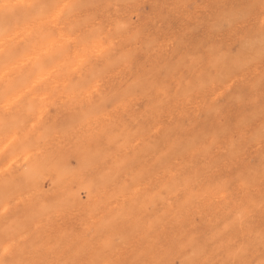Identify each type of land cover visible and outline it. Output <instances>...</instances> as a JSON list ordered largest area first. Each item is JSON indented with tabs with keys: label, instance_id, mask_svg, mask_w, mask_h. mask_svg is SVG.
Wrapping results in <instances>:
<instances>
[{
	"label": "rangeland",
	"instance_id": "rangeland-1",
	"mask_svg": "<svg viewBox=\"0 0 264 264\" xmlns=\"http://www.w3.org/2000/svg\"><path fill=\"white\" fill-rule=\"evenodd\" d=\"M58 1L60 2L57 3V0H47V2L45 0H26L33 7L9 9L4 6H7V4L13 5L18 0H0V68L3 69H0V98L4 99H0V131L3 132L2 130H4L6 133L9 130L8 134L0 132V135L3 134L0 136V196L2 197H0V210L3 208L0 211V244L2 248L4 247L3 249L0 247V254L2 255H0V264H136V261L137 264H190L191 262L192 264H230L231 261V264H264V139H262L264 138V127H262L264 125V0H99V2L95 1L96 5L94 0ZM51 2L53 3L51 4ZM97 4L100 6L97 7ZM256 5L257 7H255ZM62 8H65L64 11ZM60 10L63 13H60ZM17 11H20L23 17L20 16V12L17 14ZM44 12L45 15L50 16H45ZM8 16H11L10 19H8ZM25 16H27V20L26 18L23 19ZM1 17L5 22L3 20L2 23ZM55 17L59 19L57 20ZM31 18L33 19L31 20ZM225 20H229L227 24ZM89 21L91 22L88 24ZM219 23L223 25L221 26ZM7 28L11 30L8 31ZM225 29L229 30L225 31ZM256 31L260 34H257ZM6 33L7 35H4ZM121 34L123 35L121 36ZM62 39H66L63 40L66 42H63ZM84 42L85 44H83ZM76 45L81 51L78 50V47L76 48ZM212 46H215V49ZM211 49L214 50L215 53L212 52L215 56L210 51ZM90 51L93 53L92 55ZM21 52L26 55L21 54ZM209 53L211 54L208 55ZM229 54L232 56V60L231 57L229 58ZM245 54L250 58H247ZM226 56L228 57L226 58ZM14 57H17L15 61ZM240 57L244 60L248 59L249 63L248 60L242 62L243 59ZM83 58L84 61L82 62ZM237 58L241 63L236 60ZM222 59H225L224 62ZM216 61H219V64ZM225 61L229 63L226 64ZM234 61L238 62L241 67ZM61 63L66 65L67 69H69V66L72 67L70 72ZM46 64H50L51 69ZM181 64L183 67H181ZM245 65L246 67L242 68ZM184 66L188 68V71ZM249 66L251 67L249 68ZM219 68L221 70L218 73ZM62 69H65V71ZM176 69L180 71H176ZM159 70H162V72ZM231 70L232 72H230ZM205 71L208 73L205 74ZM224 71L231 73V75L229 73L225 74ZM54 72L55 74H53ZM223 72L225 77H220ZM172 73L175 75L172 76ZM161 75L163 76L162 79ZM206 75H208L210 81L212 80L211 82L206 78ZM31 77H33V80ZM77 77L79 78L77 79ZM203 77H205L204 80H202ZM145 79L147 84L150 83V87L146 84ZM180 79H182V82ZM87 80H91L92 84H90L91 81ZM190 80L193 84L188 83ZM201 80L206 85L199 84ZM196 81L197 83H195ZM218 81L220 82L218 83ZM84 82L88 85L83 84V87L80 83ZM64 83L68 85H64ZM63 85L65 87H62ZM196 85L202 86L205 90L200 87L197 89L198 86L196 87ZM130 86L134 87L136 91ZM162 86L167 90L170 87L169 92L167 93V90L163 89ZM204 86L209 88L206 89ZM138 87H143L144 90L140 88L142 93H147L142 94ZM15 88L20 90H15L14 93L12 90ZM185 89H192L190 92L193 91V94L189 95V90L185 91ZM199 91L201 92L199 93ZM5 93L7 94L5 95ZM173 96L176 97V100ZM122 98L125 100H122ZM219 108H223V110ZM97 110L98 112H96ZM89 111L92 113L95 111L96 113L94 112L93 115ZM206 111H209V113L207 114ZM259 111H263V113ZM74 113L77 115L74 116ZM98 113L100 116H97ZM258 113L261 118L257 116ZM80 114L84 117H80ZM39 118L42 119L38 120ZM69 119L70 121H68ZM242 119L245 126H248L247 128L243 126ZM79 120L82 124H79ZM245 120H250L247 123L249 125L246 124ZM251 120H253V123H251ZM239 121L240 123L237 124ZM234 124L238 125V127L236 125L237 129ZM149 127L150 130H148ZM239 127L241 128L238 130ZM231 128L232 130H230ZM64 129L66 132H63ZM177 129L178 131H176ZM260 129L261 131H258ZM48 131L50 132L48 133ZM144 131L146 134L142 135ZM131 133H135L134 136ZM253 133H256L257 138ZM202 137L204 142L201 140ZM42 138L45 140H41ZM128 138L132 140L130 141ZM168 138L169 142H167ZM195 138H198V140L196 139V143L199 144L198 148L195 147L197 146L194 141ZM182 141L185 143L183 146L181 145L183 144ZM192 143L193 145H191ZM35 144L40 145L36 146ZM246 144H249V146H246ZM34 145L36 147L31 149ZM179 145L182 147H178ZM173 146L175 150H173ZM185 146L188 149L187 151L184 149ZM18 147L21 151L18 150ZM26 147L30 150H26ZM240 148L241 150L236 151ZM24 149L29 154L28 152L23 153L25 152ZM151 150H154L155 153ZM31 151L35 152L32 153ZM144 152L145 154H143ZM168 152H172L170 153L171 156ZM165 154L167 156L164 158ZM232 154H236L237 158L235 156L234 158ZM10 155H12L11 158ZM13 156L15 157L13 158ZM242 156L246 158L243 159ZM87 157L88 159H86ZM166 158H169L168 160L171 163V165L167 164L169 167L166 166V163L169 162ZM134 159L136 162L132 161ZM159 159H163L161 160L163 166L159 164L161 162ZM70 160L72 162L69 164ZM89 160L96 163L90 164ZM261 161L260 166L257 162L260 164ZM81 162L85 165L89 164L90 167L80 165ZM163 162H165V165ZM39 163L41 164L39 165ZM66 164L67 166H65ZM129 165H132V167ZM165 166L166 168L161 171L162 167ZM44 167L48 169L45 170ZM87 167L90 170H88L89 168L86 169ZM117 168H122L117 171V174L120 173L119 175L115 171V169L118 170ZM35 169L40 171L37 170L36 173ZM65 169L70 174L66 173L64 175L66 171L63 170ZM74 169L80 170L81 173L79 171L77 173ZM85 169L86 172H84ZM124 169H127V171L125 172ZM246 170L247 173H249L248 171L251 172L250 177L244 173ZM57 171H62L64 176L57 175L59 174ZM29 172L35 174L36 177L38 175L40 177L31 176L32 174ZM255 173L260 174V176L263 175L259 177V180L262 178L258 181L259 183H257L258 178ZM56 176L59 177V181ZM241 176L247 180L242 179ZM32 177H35L33 178L35 180ZM64 177L66 178L64 179ZM113 177L117 182H111L114 180ZM192 177H195V180L198 178L197 181L193 182L194 178ZM108 179L111 180L108 181ZM174 180H177L179 184L177 181L176 184ZM248 180H252V182L249 181L251 184L256 182L254 187L247 183ZM27 183H30V186ZM172 183H175V185ZM7 184L12 189L8 190ZM12 184L16 188L14 193L18 192V198L13 194ZM181 184H185V187H182ZM1 185L4 188L7 186V189L3 190ZM26 185L29 186L30 192ZM127 185L128 187H126ZM171 185L176 190L172 191L173 187ZM126 188L130 190L129 194ZM134 188L135 190H133ZM209 190H212V192ZM4 191H12V193L9 192L8 195ZM94 192H97V194L95 195ZM69 196L75 199L79 196L82 198L75 200ZM155 196L156 198L159 196V203ZM197 196H199V199L202 198L199 200L196 198ZM87 197H89V200ZM153 198L156 199L155 202H153L155 200ZM62 199L68 202L69 207H73L72 210L67 208L66 204H64L65 207L61 204ZM193 199L195 200L194 203L192 202ZM50 202H53L51 206ZM54 202L56 206H53L55 205ZM77 202L81 204L80 206L78 204L79 208L76 206ZM87 203L91 204L92 208ZM184 204L189 205V207ZM225 205L227 206L225 207ZM44 207L45 210L43 211L41 208ZM58 207L59 209L62 208L59 210ZM49 208L50 211L55 210L56 212L49 213L46 210ZM182 208H185L186 212L180 210ZM43 212H46V215L49 213L50 218L48 215L45 218L41 216L45 215ZM90 213L92 216H90ZM104 214L105 217H101ZM240 214H242L241 217ZM24 215H28L29 218L24 220ZM30 215H33V218ZM118 215L121 216V219ZM238 215L239 217H237ZM40 218H43L41 219L43 221ZM15 221L17 223H14ZM20 221L22 222L20 223ZM37 221L41 223L36 225ZM114 222L115 224H113ZM140 223L143 225L140 226ZM12 224H20L21 227ZM152 224H155L156 227L150 228ZM23 227L24 229H22ZM25 227L31 230L25 229ZM129 228L135 230L133 231L134 235L131 236L133 229L130 230ZM108 229L110 230L108 231ZM18 230L21 237L20 234L12 233L18 232ZM126 230L128 232H125ZM11 233L15 238H13L14 240L11 238L12 242L8 239L11 236H7L12 235ZM129 233L130 238H128ZM81 234L82 236H80ZM119 238L123 239L122 242ZM60 241L63 243L60 244ZM191 243L193 246L197 244L198 246L196 245L195 248L201 252L192 246H188ZM105 247L107 249L102 250ZM110 247H115L116 252ZM20 249L24 250L20 252ZM111 249L114 251L113 253H111ZM54 250L56 251L54 252ZM101 250L104 252H101ZM3 251L5 252L3 253ZM100 252L103 253V260ZM196 253L205 254L199 255V257L201 256L199 259ZM94 255H96V258ZM110 255L111 257H109ZM240 255L242 256L240 257ZM75 256H78V258ZM138 257L140 261L136 260ZM90 259L91 262H89ZM192 259L193 261H191ZM211 260L212 262H209ZM189 261L191 262L188 263Z\"/></svg>",
	"mask_w": 264,
	"mask_h": 264
},
{
	"label": "bare ground",
	"instance_id": "bare-ground-1",
	"mask_svg": "<svg viewBox=\"0 0 264 264\" xmlns=\"http://www.w3.org/2000/svg\"><path fill=\"white\" fill-rule=\"evenodd\" d=\"M45 1L47 2V0H45ZM89 1H90V0H89ZM95 1H96V2H99V0H94V4L96 3ZM54 2H55V1H54ZM59 2H60V1L57 0V3H59ZM103 2H104V1H103ZM103 2H102V4H103ZM141 2H142V1H141ZM52 3H53V2H51V4H52ZM73 3H74V2H73ZM78 3H79V2H78ZM15 4H16V3H15ZM41 4H42V3H41ZM48 4H49V3H48ZM51 4H49V5H51ZM102 4H101V6H102ZM104 4H106V3L104 2ZM5 5H6V4H5ZM7 5H8V4H7ZM54 5H55V4H54ZM56 5H57V4H56ZM59 5H60V4H59ZM59 5H58V6H59ZM64 5H65V4H64ZM76 5H77V4H76ZM95 5H96V4H95ZM95 5H94V6H95ZM98 5H99V4H97V7H98ZM259 5H260V4H259ZM42 6H43V5H42ZM51 6H53V5H51ZM58 6H57V7H58ZM72 6H73V5H72ZM81 6H82V5H81ZM94 6H93V7H94ZM99 6H100V5H99ZM263 6H264V5H263ZM67 7H68V6H67ZM139 7H141V6H139ZM255 7H257V5H256ZM49 8H50V7H49ZM79 8H80V7H79ZM79 8H78V9H79ZM85 8H86V7H85ZM87 8H88V6H87ZM87 8H86V9H87ZM90 8H91V7H90ZM4 9H5V8H4ZM40 9H41V8H40ZM62 9H63V11H64L65 8H62ZM99 9H100V7H99ZM121 9H122V8H121ZM36 10H37V9H36ZM55 10H56V9H55ZM80 10H81V9H80ZM80 10H79V11H80ZM26 11H27V10H26ZM32 11H33V10H32ZM60 11H61V10H60ZM19 12H20V11H17V14H18ZM37 12H38V11H37ZM41 12H42V11H41ZM84 12H85V11H84ZM27 13H28V12H27ZM29 13H30V12H29ZM39 13H40V12H39ZM53 13H55V12H53ZM60 13H63V12L61 11ZM129 13H130V12H129ZM4 14H5V13H4ZM10 14H11V12H10ZM14 14H15V13H14ZM51 14H52V13H51ZM21 15H22V14H21V12H20V16H21ZM30 15H31V14H30ZM33 15H34V13H33ZM33 15H32V16H33ZM36 15H37V14H36ZM44 15H45V12H44ZM52 15H53V14H52ZM131 15H132V14H131ZM3 16H4V15H3ZM18 16H19V15H18ZM37 16H39V15H37ZM45 16H50V15H45ZM59 16H61V15L59 14ZM63 16H64V15H63ZM63 16H62V17H63ZM138 16H139V15H138ZM5 17H6V16H5ZM8 17H9V16H8ZM10 17H11V16H10ZM10 17H9L8 19H10ZM21 17H23V16H21ZM28 17H29V15H28ZM62 17H61V18H62ZM66 17H67V16H66ZM81 17H83V16H81ZM84 17H85V16H84ZM6 18H7V17H6ZM25 18H26V20H27V16H25L23 19H25ZM45 18H46V17H45ZM45 18H44V20H45ZM55 18H57V17H55ZM55 18H54V19H55ZM92 18H93V17H92ZM130 18H131V17H130ZM213 18H214V17H213ZM229 18H230V17H229ZM1 19H2V17H1ZM20 19H22V18H20ZM29 19H30V18H29ZM29 19H28V20H29ZM32 19H33V18H31V20H32ZM35 19H36V18H35ZM38 19H41V18H38ZM54 19H53V20H54ZM58 19H59V18H57V20H58ZM224 19H225V17H224ZM224 19H221V20H224ZM3 20H4V19H2V23H3ZM55 20H56V19H55ZM104 20H105V19H104ZM9 21L11 22V20H9ZM20 21H21V20H20ZM20 21H19V22H20ZM24 21H25V20H24ZM93 21H94V20H93ZM93 21H92V22H93ZM225 21H226V24H227V23H228L227 21H229V20H225ZM233 21H234V20H233ZM0 22H1V20H0ZM4 22H5V20H4ZM12 22H14V21H12ZM16 22H18V21H16ZM26 22H27V21H26ZM28 22H29V21H28ZM90 22H91V21H89L88 24H89ZM116 22H117V21H116ZM7 23L9 24L8 20H7ZM24 23H25V22H24ZM126 23H127V22H126ZM129 23H130V21H129ZM230 23H231V22H230ZM22 24H23V23H22ZM109 24H110V23H109ZM122 24H123V23H122ZM219 24H220V23H219ZM224 24H225V22H224ZM3 25H4V24H3ZM17 25H19V24H17ZM81 25H82V24H81ZM86 25H87V24H86ZM220 25H221V24H220ZM222 25H223V24H222ZM222 25H221V26H222ZM229 25H230V24H229ZM83 26H84V25H83ZM124 26H125V25H124ZM128 26H129V25H128ZM221 26H220V27H221ZM91 27H92V26H91ZM125 27H126V26H125ZM233 27H234V25H233ZM3 28H4V27H3ZM69 28H71V27L69 26ZM99 28H100V27H99ZM221 28H222V27H221ZM226 28H227V27H226ZM0 29H1V28H0ZM7 29H8V28H7ZM112 29H113V28H112ZM229 29H230V28H229ZM229 29H227V30H229ZM9 30H11V29H8V31H9ZM23 30H24V29H23ZM109 30H110V29H109ZM123 30H124V29H123ZM218 30H219V29H218ZM220 30H221V29H220ZM227 30L225 29V31H227ZM69 31H70V30H69ZM69 31H68V32H69ZM257 31H258V30H257ZM257 31H256V32H257ZM68 32H67V33H68ZM121 32H122V30H121ZM218 32H219V31H218ZM237 32H238V31H237ZM70 33H72V32L70 31ZM84 33H85V32H84ZM108 33H109V32H108ZM122 33H123V32H122ZM258 33H259V32H257V34H258ZM123 34H124V33H123ZM123 34H121V36H122ZM259 34H260V33H259ZM2 35H3V34H2ZM2 35H1V36H2ZM4 35H7V33L4 34ZM4 35H3V36H4ZM28 35H29V34H28ZM70 35H71V34H70ZM72 35H73V34H72ZM86 35H87V34H86ZM89 35H91V34H89ZM89 35H88V36H89ZM97 35H98V34H97ZM126 35H127V34H126ZM226 35H228V34H226ZM261 35H262V34H261ZM78 36H79V35H78ZM102 36H104V35L102 34ZM107 36H108V35H107ZM109 36H110V35H109ZM112 36H114V35H112ZM124 36H125V34H124ZM124 36H123V37H124ZM228 36H229V35H228ZM15 37H16V36H15ZM89 37H90V36H89ZM89 37H88V38H89ZM100 37H101V36H100ZM105 37H106V36H105ZM117 37H118V36H117ZM240 37H241V36H240ZM240 37H239V38H240ZM242 37H243V36H242ZM81 38H82V36H81ZM84 38H85V37H84ZM111 38H112V37H111ZM137 38H138V37H137ZM249 38H250V37H249ZM255 38H256V37H255ZM255 38H254V39H255ZM0 39H1V37H0ZM23 39H24V38H23ZM82 39H83V38H82ZM85 39H86V38H85ZM92 39H93V38H92ZM240 39H241V38H240ZM242 39H243V38H242ZM244 39H245V38H244ZM250 39H251V38H250ZM9 40H10V39H9ZM9 40H8V41H9ZM12 40H13V39H12ZM21 40H22V39H21ZM63 40H66V39H62V41H63ZM89 40H90V38H89ZM113 40H114V39H113ZM126 40H127V39H126ZM235 40H236V39H235ZM22 41H23V40H22ZM24 41H25V40H24ZM84 41H85V40H84ZM86 41H87V40H86ZM86 41H85V42H86ZM131 41H132V40H131ZM2 42H3V41H2ZM12 42H13V41H12ZM63 42H66V41H63ZM85 42H84L83 44H85ZM91 42H92V41H91ZM95 42H96V41H95ZM135 42H136V41H135ZM137 42H138V41H137ZM245 42H246V41H245ZM250 42H251V41H250ZM4 43H5V41H4ZM18 43H19V41H18ZM22 43H23V42H22ZM102 43H103V42H102ZM254 43H256V42H254ZM254 43H253V44H254ZM1 44H2V43H1ZM59 44H60V43H59ZM78 44H79V43H78ZM95 44H96V43H95ZM240 44H241V43H240ZM250 44H251V43H250ZM66 45H67V44H66ZM87 45H88V44H87ZM96 45H97V44H96ZM109 45H110V44H109ZM118 45H119V44H118ZM124 45H125V44H124ZM128 45H130V44H128ZM25 46H26V45H25ZM47 46H48V45H47ZM49 46H50V45H49ZM81 46H82V42H81ZM97 46H98V45H97ZM240 46H241V45H240ZM255 46H256V45H255ZM52 47H53V46H52ZM52 47H51V48H52ZM77 47H78V46L76 45V48H77ZM121 47H122V49H123V46H121ZM200 47H201V46H200ZM212 47H213V46H212ZM214 47H215V46H214ZM214 47H213V49H215ZM223 47H224V46H223ZM241 47H242V46H241ZM69 48H70V47H69ZM78 48H79V47H78ZM83 48L85 49V47H83ZM148 48H149V47H148ZM243 48H244V47H243ZM247 48H250V49H251L252 47H247ZM81 49H82V48H81ZM252 49H253V48H252ZM22 50H23V49H22ZM49 50H50V49H49ZM49 50H48V51H49ZM75 50H76V49H75ZM78 50H80V48H79ZM123 50H124V49H123ZM127 50H128V49H127ZM143 50H144V49H143ZM248 50H249V49H248ZM255 50H256V49H255ZM258 50H259V49H258ZM48 51H47V52H48ZM80 51H81V50H80ZM87 51H88V50H87ZM147 51H148V50H147ZM210 51H211V52H212V51L214 52V50H212V49H211ZM241 51H242V50H241ZM250 51H251V50H250ZM1 52H2V51H1ZM45 52H46V51H45ZM45 52H44V54H45ZM75 52H76V51H75ZM130 52H132V51H130ZM144 52H145V51H144ZM208 52H209V51H208ZM213 52H212V53H213ZM217 52H218V51H217ZM226 52H227V51H226ZM231 52H232V51H231ZM239 52H240V51H239ZM248 52H249V51H248ZM253 52H254V51H253ZM17 53H18V52H17ZM35 53H36V52H35ZM40 53H41V52H40ZM42 53H43V52H42ZM90 53H91V51H90ZM90 53H88V54H90ZM94 53H95V51H94ZM127 53H128V52H127ZM134 53H135V52H134ZM214 53H215V52H214ZM214 53H213V55H214ZM245 53H246V51H245ZM249 53H250V52H249ZM21 54H24V52H23V53L21 52ZM92 54H93V53H91V55H92ZM113 54H114V53H113ZM210 54H211V53H209L208 55H210ZM216 54H217V53H216ZM226 54H227V53H226ZM230 54H231V53H230ZM230 54H229L228 56H229V58L231 57V60H232V56H230ZM252 54H253V53H252ZM1 55H2V54H1ZM16 55H17V54H16ZM24 55H26V54H24ZM35 55H36V54H35ZM97 55H98V54H97ZM101 55H102V54H101ZM101 55H100V56H101ZM133 55H134V54H133ZM147 55H148V54H147ZM238 55H239V54H238ZM240 55H241V54H240ZM245 55H246V54H245ZM18 56H19V55H18ZM38 56H39V55H38ZM38 56H37V57H38ZM214 56H215V55H214ZM214 56H212V57H214ZM228 56H226V58H227ZM247 56H248V55H246V57H247ZM251 56H252V55H251ZM3 57H4V56H3ZM5 57H8V56H5ZM35 57H36V56H35ZM85 57H86V56H85ZM87 57H88V56H87ZM222 57H223V56H222ZM237 57H238V56H237ZM9 58H10V57H9ZM15 58H17V57H14V61H15ZM19 58H20V57H19ZM22 58H23V57H22ZM32 58H33V57H32ZM39 58H40V57H39ZM69 58H70V57H69ZM210 58H211V57H210ZM214 58H216V57H214ZM226 58H225V59H226ZM229 58H228V59H229ZM233 58H234V57H233ZM240 58H242V57H240ZM247 58H250V56L247 57ZM29 59H30V58H29ZM29 59H28V60H29ZM33 59H34V58H33ZM81 59H82V58H81ZM212 59H213V58H212ZM212 59H211V61H212ZM225 59H224V60H225ZM234 59H235V58H234ZM234 59H233V60H234ZM238 59H239V58H237L236 60L239 62L240 60H238ZM242 59H243V58H242ZM254 59H255V58H254ZM6 60H7V59H6ZM6 60H5V61H6ZM17 60H18V59H17ZM17 60H16V61H17ZM19 60H21V59H19ZM65 60H66V59H65ZM131 60H132V59H131ZM224 60L222 59L223 62H224ZM247 60H248V59H245V60L243 59L242 62H244V61L246 62ZM9 61H10V60H9ZM9 61H8V62H9ZM60 61H61V60H60ZM79 61H80V60H79ZM83 61H84V58H83L82 62H83ZM208 61H209V60H208ZM222 61H221V62H222ZM251 61H252V60H251ZM8 62H7V63H8ZM125 62H126V61H125ZM216 62H217V61H216ZM218 62H219V61H218ZM218 62H217V64H219ZM232 62H233V61H232ZM234 62H236V61H234ZM238 62H236V63H238ZM247 62L249 63V60H248ZM11 63H12V62H11ZM14 63H15V62H14ZM49 63H50V62H49ZM225 63H226V61H225ZM228 63H229V62H227L226 64H228ZM236 63H234V64H236ZM239 63H241V62H239ZM239 63H238V64H239ZM22 64H23V63H22ZM24 64H26V63H24ZM51 64H52V62H51ZM61 64H62V63H61ZM80 64H81V62H80ZM114 64H115V63H114ZM221 64L223 65V63H221ZM230 64H231V63H230ZM250 64H251V62H250ZM15 65H16V63H15ZM36 65H37V64H36ZM46 65H48V66L50 67V64H46ZM62 65H64V64H62ZM122 65H123V64H122ZM236 65H237V64H236ZM242 65H244V64L242 63ZM12 66H13V65H12ZM64 66L66 67V65H64ZM68 66H69V65H68ZM114 66H115V65H114ZM114 66H113V67H114ZM177 66H179V65H177ZM186 66H187V65H186ZM223 66H224V65H223ZM239 66L241 67L240 64H239ZM239 66H238V68L240 69ZM2 67H3V66H2ZM168 67H169V66H168ZM170 67H171V66H170ZM170 67H169V68H170ZM181 67H183L182 64H181ZM184 67H185V66H184ZM216 67H217V66H216ZM216 67H215V69H216ZM225 67H227V66L225 65ZM235 67H237V66H235ZM243 67H246V65H245V66H242V68H243ZM250 67H251V66H249V68H250ZM44 68H45V67H44ZM70 68H72V67L69 66V69H67V67H66V69H67L69 72H70ZM77 68H78V67H77ZM106 68H107V67H106ZM154 68H155V67H154ZM169 68H168V69H169ZM173 68H174V67H173ZM175 68H176V67H175ZM185 68H186V71H188V70H187L188 68H187V67H185ZM189 68H190V67H189ZM191 68H192V66H191ZM230 68H231V67H230ZM0 69H1V68H0ZM35 69H36V67H35ZM49 69H51V67H50ZM59 69H61V68H59ZM73 69H74V68H73ZM181 69H182V68H181ZM195 69H196V68H195ZM207 69H208V68H207ZM211 69H212V67H211ZM222 69L224 70V68H222ZM225 69H227V68H225ZM232 69H234V68L232 67ZM1 70H3V69H1ZM8 70H9V69H8ZM16 70H17V69H16ZM39 70H40V69H39ZM45 70H46V69H45ZM62 70L65 71V69H62ZM104 70H105V69H104ZM174 70H175V69H174ZM190 70H191V69H190ZM192 70H193V68H192ZM200 70H201V69H200ZM213 70H214V68H213ZM220 70H221V69L219 68L218 73L220 72ZM241 70H242V69H241ZM17 71H18V70H17ZM36 71H38V70H36ZM68 71H67V72H68ZM75 71H76V70H75ZM102 71H103V70H102ZM151 71H152V70H151ZM159 71H160V70H159ZM168 71H170V70H168ZM176 71H180V70H177V69H176ZM193 71H194V70H193ZM215 71H216V70H215ZM235 71H236V70H235ZM1 72H2V71H1ZM62 72H63V71H61V73H62ZM83 72H84V71H83ZM92 72H93V71H92ZM105 72H106V71H105ZM157 72H158V71H157ZM160 72H162V70H161ZM160 72H159V73H160ZM190 72H191V71H190ZM224 72H225V74H226V73H227V74L229 73V72H226V71H224ZM224 72L222 73L223 75H220V77H223V76H224ZM230 72H232V70H231ZM242 72H243V71H242ZM246 72H247V71H246ZM63 73H64V72H63ZM71 73H72V72H71ZM97 73H98V72H97ZM147 73H148V72H147ZM149 73H150V72H149ZM174 73H177V72H174ZM174 73H172V74H173L172 76L175 75ZM206 73H208V72L205 71V74H206ZM210 73H211V72H210ZM237 73H238V72H237ZM3 74H4V73H3ZM11 74H12V73H11ZM53 74H55V72H54ZM64 74H65V73H64ZM68 74H69V73H68ZM157 74H158V73H157ZM160 74H161V73H160ZM160 74H159V75H160ZM220 74H221V73H220ZM229 74L231 75V73H229ZM241 74H242V73H241ZM245 74H246V73H245ZM8 75H9V74H8ZM33 75H34V74H33ZM49 75H50V74H49ZM84 75H85V74H84ZM103 75H105V74L103 73ZM152 75H153V74H152ZM154 75H155V74H154ZM202 75H203V72H202ZM208 75H209V74H208ZM208 75H206V78H207V79L209 78V77H207ZM36 76H37V75H36ZM38 76L41 77L40 75H38ZM75 76H76V75H75ZM78 76H79V75H78ZM148 76H149V74H148ZM161 76H162V75H161ZM172 76H171V78H172ZM181 76H182V75H181ZM184 76H186V75H184ZM184 76H183V77H184ZM200 76H201V75H200ZM203 76H204V75H203ZM212 76H213V75H212ZM237 76H238V75H237ZM34 77H35V76H34ZM188 77H189V76H188ZM213 77H214V76H213ZM224 77H225V76H224ZM231 77L233 78V76H231ZM231 77H230V78H231ZM1 78H2V77H1ZM10 78H11V77H10ZM32 78H33V77H31V79H32ZM45 78H47V77H45ZM71 78H72V77H71ZM78 78H79V77H77V79H78ZM143 78H144V77H143ZM159 78H160V76H159ZM162 78H163V76L161 77V79H162ZM181 78H182V77H181ZM184 78H185V77H184ZM198 78H200V77H198ZM227 78H228V76H227ZM243 78H245V77H243ZM243 78H240V79H243ZM6 79H7V78H6ZM8 79H9V77H8ZM92 79H93V78H92ZM92 79H91V80H92ZM94 79H95V78H94ZM161 79H160V80H161ZM204 79H205V77L202 78V80H204ZM209 79H210V78H209ZM209 79H208V80H209ZM216 79L218 80V78H216ZM224 79H225V78H224ZM234 79H235V78H234ZM32 80H33V79H32ZM39 80H40V79H39ZM39 80H38V81H39ZM42 80H44V79H42ZM91 80H90V81H91ZM95 80H96V79H95ZM163 80H164V79H163ZM166 80H167V79H166ZM166 80H165V81H166ZM180 80H181V82H182V79H180ZM185 80H186V78H185ZM192 80H193V79H192ZM198 80H199V79H198ZM202 80L200 81L199 84H204V85H206V83H205V82L203 83ZM221 80L223 81V78H221ZM225 80H226V79H225ZM22 81H24V80H22ZM66 81H67V80H66ZM70 81H71V80H70ZM84 81H85V80H84ZM87 81H89V80H87ZM90 81H89V82H90ZM92 81H93V80H92ZM92 81L90 82V84H92ZM141 81H142V80H141ZM145 81H146V79H145ZM161 81H162V80H161ZM183 81H184V80H183ZM194 81H195V80H194ZM209 81H210V80H209ZM211 81H212V80H211ZM211 81H210V82H211ZM222 81H221V83L224 82V81H223V82H222ZM227 81H228V80H227ZM232 81H234V80H232ZM232 81H231V82H232ZM12 82H13V81H12ZM20 82H21V81H20ZM95 82H96V81H95ZM95 82H94V83H95ZM142 82H143V81H142ZM163 82H164V81H163ZM201 82H202V83H201ZM210 82H209V83H210ZM214 82H215V81H214ZM219 82H220V81H218V83H219ZM94 83H93V84H94ZM132 83H133V82H132ZM152 83H153V82H152ZM188 83L193 84V83L191 82V80H190V82L188 81ZM195 83H197V81H196ZM215 83H216V82H215ZM224 83H225V82H224ZM262 83H263V82H262ZM61 84H62V83H61ZM65 84H67V83H64V85H65ZM70 84H72V83H70ZM80 84H82L81 86H83V84H87V85H88V83H86V82H84V83H80ZM146 84H147V81H146ZM149 84H150V83L148 82L147 85H149ZM64 85H63L62 87H65ZM67 85H68V84H67ZM134 85H135V84H134ZM143 85H144V82H143ZM161 85H162V84H161ZM186 85H187V84H186ZM194 85H195V84H194ZM209 85L212 87L211 83H210ZM209 85H208V86H209ZM222 85H223V84H222ZM144 86H145V85H144ZM151 86H152V84H151ZM156 86H157V85H156ZM158 86H159V85H158ZM197 86H198V85H196V87H197ZM208 86H207V88L210 87V86H209V87H208ZM213 86H214V85H213ZM218 86H219V85H218ZM224 86H226V85H224ZM17 87H18V86H17ZM23 87H25V85H23ZM73 87H74V86H73ZM83 87H84V86H83ZM130 87L133 88V89L135 90L134 87H132V86H130ZM145 87H146V86H145ZM149 87H150V85H149ZM187 87H188V85H187ZM190 87H192V86H190ZM199 87L202 88V86H198L197 89H199ZM204 87H205V86H204ZM18 88H21V87H18ZM87 88H88V87H87ZM138 88L140 89V88H143V87H138ZM138 88H136V89H138ZM159 88H160V87H159ZM162 88H163V86H162ZM162 88H160V89H162ZM205 88H206V87H205ZM207 88H206V89H207ZM60 89H61V87H60ZM71 89H73V88H71ZM71 89H70V90H71ZM108 89H109V88H108ZM163 89H166V88H163ZM180 89H181V87H180ZM192 89H193V88H192ZM192 89H188L189 91L185 89V91H188V93H189ZM15 90H18V89L15 88L14 90H12V92L14 91V93H15V92H16ZM19 90H20V89H19ZM19 90H18V91H19ZM143 90H144V88H143ZM166 90H167V89H166ZM166 90H165V91H166ZM169 90H170V87H169V89H168L166 92L168 93ZM181 90H182V89H181ZM202 90H205V89L202 88ZM202 90H201V91H202ZM10 91H11V90H10ZM62 91H63V90H62ZM104 91H105V90H104ZM135 91H136V90H135ZM201 91H199V93H200ZM12 92H11V93H12ZM131 92H132V90H131ZM140 92L142 93V90H141V89H140ZM183 92H184V91H183ZM196 92H198V91H196ZM222 92H224V91H222ZM230 92H231V91H230ZM62 93H63V92H61V94H62ZM146 93H147V92H146ZM146 93L144 92V93H142V94H146ZM184 93H185V92H184ZM188 93H187V94H188ZM220 93H221V92H220ZM6 94H7V93H5V95H6ZM8 94H9V93H8ZM22 94H23V93H22ZM131 94H132V93H131ZM178 94H179V91H178ZM190 94H193V91H192V93L190 92L189 95H190ZM10 95H11V94H10ZM10 95H9V97H10ZM57 95H58V94H57ZM63 95H64V93H63ZM132 95H133V94H132ZM179 95L181 96V94H179ZM189 95H188V96H189ZM211 95H212V94H211ZM18 96H19V95H18ZM21 96H22V95H21ZM23 96H24V95H23ZM90 96H91V95H90ZM134 96H136V95H134ZM134 96H133V98H134ZM138 96H139V95H138ZM147 96H148V94H147ZM188 96H187V97H188ZM191 96H192V95H191ZM19 97H20V96H19ZM19 97H18V98H19ZM58 97L60 98V96H58ZM124 97H125V95H124ZM126 97H127V95H126ZM128 97H130V96H128ZM139 97H140V96H139ZM173 97H175V96H173ZM225 97H226V96H225ZM225 97H224V98H225ZM5 98H8V97H5ZM66 98H67V97H66ZM130 98H131V97H130ZM178 98L180 99V97H178ZM229 98H230V97H229ZM229 98H226V99H229ZM0 99H3V98H0ZM38 99H39V98H38ZM60 99H62V98H60ZM183 99H184V98H183ZM183 99H182V100H183ZM3 100H4V99H3ZM15 100H18V99H15ZM24 100H25V98H24ZM122 100H125V99L122 98ZM172 100H174V99H172ZM175 100H176V97H175ZM211 100H212V98H211ZM1 101H2V100H1ZM44 101H45V100H44ZM58 101H59V100H58ZM134 101H135V100H134ZM239 101H240V100H239ZM41 102H42V101H41ZM46 102H47V101H46ZM46 102H45V103H46ZM88 102H89V101H88ZM120 102H121V100H120ZM231 102H232V101H231ZM234 102H235V101H234ZM50 103H51V102H50ZM56 103H57V102H56ZM235 103H236V102H235ZM237 103H238V102H237ZM46 104H47V103H46ZM211 104H212V103H211ZM215 104H216V103H215ZM238 104H239V103H238ZM36 106H37V105H36ZM36 106H35V107H36ZM57 106H58V105H57ZM91 106H92V105H91ZM133 106H134V105H133ZM219 106H220V105H219ZM55 107H56V106H55ZM137 107H138V106H137ZM159 107H160V106H159ZM222 107H223V106H222ZM151 108H152V107H151ZM214 108H215V107H214ZM263 108H264V107H263ZM96 109H99V108H96ZM96 109H94V110H96ZM142 109H143V108H142ZM154 109H155V108H154ZM212 109H213V108H212ZM217 109H218V108H217ZM219 109H221V108H219ZM125 110H126V109H125ZM221 110H223V108H222ZM261 110H262V109H261ZM263 110H264V109H263ZM47 111H48V110H47ZM92 111H93V110H92ZM218 111H220V110H218ZM89 112L92 113L91 111H89ZM94 112H95V111H94ZM94 112H93V113H94ZM96 112H98V110H97ZM96 112H95V113H96ZM101 112H103V111H101ZM148 112H149V111H148ZM206 112H207V114L209 113V111H206ZM206 112H205V115H206ZM257 112H258V110L256 111V113H257ZM259 112L263 113V111H259ZM93 113H92V114H93ZM126 113H127V112H126ZM214 113H215V112H214ZM46 114H47V113H46ZM75 114H76V113H74V116H75ZM154 114H155V113H154ZM211 114H212V113H211ZM211 114H210V116H211ZM76 115H77V114H76ZM80 115H81V114H80ZM93 115H94V114H93ZM96 115H97V114H96ZM128 115H129V114H128ZM238 115H239V114H238ZM252 115H253V114H252ZM252 115H251V116H252ZM259 115H260V114L258 113L257 116L259 117ZM86 116H87V115H86ZM97 116H100V114L98 113ZM210 116H209V117H210ZM212 116H214V115H212ZM253 116H254V115H253ZM261 116H263V114H261ZM76 117H77V116H76ZM80 117H84V115H83V116L81 115ZM91 117H92V116H91ZM91 117H90V118H91ZM93 117H94V116H93ZM249 117H250V116H249ZM258 117H257V120H258L259 118H261V117H259V118H258ZM77 118H78V117H77ZM201 118H202V117H201ZM207 118H208V116H207ZM211 118H212V117H211ZM246 118H247V117H246ZM253 118H254V117H253ZM40 119H42V118H39L38 120H40ZM143 119H144V118H143ZM212 119H213V118H212ZM248 119H249V118H248ZM251 119H252V117H251ZM126 120H127V118H126ZM129 120H131V119H129ZM207 120H209V119H207ZM240 120H241V119H240ZM68 121H70V119H69ZM86 121H87V119H86ZM127 121H128V120H127ZM242 121L244 122L243 119H242ZM245 121H246V120H245ZM252 121H253V120H251V123H253ZM9 122H10V121H9ZM77 122H78V121H77ZM77 122H75V123H77ZM79 122H80L79 124H82L80 120H79ZM128 122H130V121H128ZM131 122H133V121H131ZM204 122H205V120H204ZM249 122H250V120L246 121V124L249 123ZM255 122H256V121H255ZM65 123H66V122H65ZM239 123H240V121H239L237 124H239ZM7 124H8V123H7ZM79 124H78V125H79ZM136 124H137V123H136ZM237 124H236V125H237ZM27 125H28V124H27ZM67 125H68V124H67ZM73 125H74V124H73ZM78 125H75V126H78ZM234 125H235V124H234ZM236 125H235V128H236ZM247 125H249V124H247ZM31 126H32V125H31ZM64 126H65V125H64ZM221 126H222V125H221ZM224 126H225V124H224ZM243 126H245V122H244V125H243ZM233 127H234V126H233ZM237 127H238V125H237ZM241 127H242V126H241ZM241 127H239L238 130H239ZM245 127L247 128L248 126H245ZM262 127H264V125H263ZM137 128H138V127H137ZM159 128H160V127H159ZM177 128H178V127H177ZM219 128H220V126H219ZM229 128H230V127H229ZM259 128H260V127H259ZM4 129H5V128H4ZM26 129H27V128H26ZM30 129H31V127H30ZM61 129H62V128H61ZM61 129H60V130H61ZM65 129H66V128H65ZM65 129L63 130V132H66ZM69 129H70V128H69ZM138 129H139V128H138ZM157 129H158V128H157ZM236 129H237V128H236ZM244 129H245V128H244ZM261 129H262V128H261ZM261 129L258 130V131H261ZM263 129H264V128H263ZM263 129H262V130H263ZM11 130H12V129H11ZM11 130H10V131H11ZM140 130H142V129H140ZM148 130H150V127L148 128ZM222 130H223V129L221 128V131H222ZM224 130H227V129H224ZM230 130H232V128H231ZM2 131L4 132V130H2ZM5 131H6V129H5ZM8 131H9V130H8ZM8 131L6 132L7 134L9 133ZM24 131H25V130H24ZM31 131H33V130H31ZM54 131H55V130H54ZM174 131H175V130H174ZM174 131H173V132H174ZM176 131H178V129H177ZM176 131H175V132H176ZM227 131H228V130H227ZM227 131H226V132H227ZM236 131H237V130H236ZM256 131H257V130H256ZM256 131H255V132H256ZM0 132H1V131H0ZM3 132H1V133H3ZM14 132H15V131H14ZM17 132H18V131H17ZM28 132H29V131H28ZM49 132H50V131H48V133H49ZM69 132H70V131H69ZM130 132H131V131H130ZM137 132H138V131H137ZM263 132H264V130H263ZM4 133H5V132H4ZM6 133H5V134H6ZM10 133H11V132H10ZM57 133H58V132H57ZM138 133H139V132H138ZM211 133H212V132H211ZM228 133H229V132H228ZM260 133H261V132H260ZM45 134L47 135V133H45ZM131 134H133L132 136H134L135 133H131ZM144 134H146L145 131L143 132L142 135H144ZM168 134H169V132H168ZM170 134H171V131H170ZM170 134H169V135H170ZM198 134H199V133H198ZM253 134H254V133H253ZM257 134H258V132H257ZM2 135H3V134H2ZM2 135H0V136H2ZM21 135H22V134H21ZM58 135H59V134H58ZM61 135H62V134H61ZM139 135H140V133H139ZM142 135H141V136H142ZM207 135H208V133H207ZM254 135L256 136V133H255ZM258 135H259V134H258ZM263 135H264V134H263ZM25 136H26V135H25ZM37 136H38V135H37ZM136 136H137V135H136ZM136 136H135V137H136ZM216 136H217V135H216ZM225 136H226V134H225ZM260 136H261V135H260ZM49 137H50V136L48 135V138H49ZM130 137H131V135H130ZM135 137H134V138H135ZM137 137H138V136H137ZM139 137H140V136H139ZM159 137H160V136H159ZM217 137H218V136H217ZM25 138H26V137H25ZM120 138H121V137H120ZM131 138H132V137H131ZM218 138H219V137H218ZM218 138H217V139H218ZM251 138H252V137H251ZM256 138H257V136H256ZM26 139H27V138H26ZM46 139H47V138H46ZM121 139H122V138H121ZM159 139H160V138H159ZM186 139H189V138H186ZM196 139L198 140V138H195V140H194L195 143H196ZM211 139H212V138H211ZM254 139H255V138H254ZM262 139H264V138H262ZM41 140H45V139L42 138ZM119 140H120V139H119ZM128 140H130V139L128 138ZM131 140H132V139H131ZM131 140H130V141H131ZM168 140H169V138L167 139V142H169ZM201 140H203V142H204L203 137H202ZM201 140H199V141H201ZM214 140H215V139H214ZM219 140H220V139H219ZM46 141H47V140H46ZM46 141H45V142H46ZM71 141H72V140H71ZM116 141H117V140H116ZM162 141L165 142L166 139H165V141H164V140H162ZM162 141H161V142H162ZM206 141H207V140H206ZM260 141H261V140H260ZM263 141H264V140H263ZM42 142H44V141H42ZM45 142H44V143H45ZM161 142H160V143H161ZM163 142H162V144H163ZM182 142H183V144H181V142H180V144L183 146L185 143H184V141H182ZM188 142H189V141H188ZM261 142H262V141H261ZM25 143H27V142H25ZM156 143H158V142H156ZM160 143H159V144H160ZM197 143H198V142H197ZM197 143H196L197 146H195V147L198 148L199 144H197ZM211 143H212V141H211ZM253 143H254V141H253ZM17 144L19 145V143H17ZM17 144H16V145H17ZM63 144H64V143H63ZM80 144H81V143H80ZM154 144H155V143H154ZM159 144H158V145H159ZM187 144H188V143H187ZM200 144H201V143H200ZM218 144H219V143H218ZM249 144H252V143H249ZM249 144H248V145L246 144V146H249ZM254 144H255V143H254ZM35 145H36V144H35ZM35 145H34L33 148H31V149H34V147L39 146L40 144H39V145H36V146H35ZM181 145H179L178 147H180ZM189 145H190V143H189ZM191 145H193V143H192ZM42 146H44V145H42ZM58 146H59V145H58ZM67 146H68V145H67ZM93 146H94V145H93ZM182 146H181V147H182ZM210 146H211V145H210ZM210 146H209V148H210ZM253 146H254V145H253ZM19 147H20V146H19ZM19 147H18V150H20ZM60 147H61V146H60ZM173 147H174V146H173ZM178 147H176V148H178ZM181 147H180V148H181ZM214 147H215V146H214ZM237 147H238V146H237ZM5 148H6V147H5ZM21 148H22V146H21ZM63 148H64V147H63ZM122 148H123V147H122ZM243 148H245V147H243ZM243 148H242V150H244ZM27 149L30 150L29 148L26 147V150H27ZM144 149H145V148H144ZM146 149H147V148H146ZM149 149H150V148H149ZM156 149H157V147H156ZM171 149H172V148H171ZM184 149H185V151L188 150V149L186 148V146H185ZM184 149H183V151H184ZM190 149H191V148H190ZM207 149H208V148H207ZM210 149H211V148H210ZM212 149H214V148H212ZM10 150H11V149H10ZM13 150H14V149H13ZM13 150H12V151H13ZM63 150H64V149H63ZM67 150H68V149H67ZM99 150H100V149H99ZM101 150H102V149H101ZM173 150H175V147L173 148ZM192 150H193V149H192ZM204 150H205V149H204ZM208 150H209V149H208ZM239 150H241V148H240V149H237L236 151H239ZM7 151H8V150H7ZM20 151H21V150H20ZM23 151H25V149H24ZM36 151H37V150H36ZM146 151H147V150H146ZM149 151H150V150H149ZM151 151H153V153H155L154 150H151ZM181 151H182V150H181ZM185 151H184V152H185ZM189 151L191 152V150H189ZM189 151H188V152H189ZM193 151H195V150H193ZM27 152H28V151H25V152H23V153H27ZM31 152H32V151H31ZM33 152H35V151H33ZM33 152H32V153H33ZM56 152H57V151H56ZM178 152H179V151H178ZM231 152H233V151H231ZM240 152H241V151H240ZM19 153H20V152H19ZM45 153H46V152H45ZM86 153H87V151H86ZM97 153H98V151H97ZM97 153H96V154H97ZM109 153H110V152H109ZM149 153H150V152H149ZM168 153H169V152H168ZM170 153H172V152H170ZM170 153H169V154H170ZM186 153H187V152H186ZM204 153H205V152H204ZM233 153H234V152H233ZM237 153H238V152H237ZM241 153H242V152H241ZM8 154H9V153H8ZM28 154H29V152H28ZM79 154H80V153H79ZM111 154H112V153H111ZM143 154H145V152H144ZM150 154H151V153H150ZM177 154H178V153H177ZM205 154H206V153H205ZM18 155H19V154H18ZM40 155H41V154H40ZM73 155H74V153H73ZM76 155H77V154H76ZM93 155H94V154H93ZM147 155H149V154H147ZM238 155H239V154H238ZM242 155H243V154H242ZM8 156H9V155H8ZM11 156H12V155H10V158H11ZM16 156H17V155H16ZM88 156H89V155H88ZM95 156H96V155H95ZM104 156H105V155H104ZM142 156H143V155H142ZM166 156H167V155L165 154V156H163V157L165 158ZM170 156H171V154H170ZM180 156H181V155H180ZM232 156H233V157H234V156L236 157V154H235V155L232 154ZM14 157H15V156H13V158H14ZM23 157H24V156H23ZM58 157H59V156H58ZM98 157H99V156H98ZM163 157H162V158H163ZM233 157H232V158H233ZM235 157H234V158H235ZM238 157H239V156H238ZM242 157H243V156H242ZM65 158H66V157H65ZM176 158H177V157H176ZM176 158H175V159H176ZM178 158H179V157H178ZM236 158H237V157H236ZM240 158H241V157H240ZM245 158H246V157L244 156L243 159H245ZM259 158L261 159L262 157H259ZM7 159H8V157H7ZM56 159H57V158H56ZM86 159H88V157H87ZM86 159H85V160H86ZM94 159H95V158H94ZM94 159H93V161H95ZM166 159L168 160L169 158H166ZM241 159H242V158H241ZM10 160H11V159H10ZM41 160H43V159L41 158ZM61 160H62V159H61ZM81 160H82V159H81ZM91 160H92V158H91ZM96 160H98V159H96ZM161 160H163V159H161ZM161 160L159 159V161H161ZM177 160H178V159H177ZM177 160H176V161H177ZM225 160H226V159H225ZM8 161H9V160H8ZM8 161H7V162H8ZM25 161H26V160H25ZM25 161H24V162H25ZM65 161H66V160H65ZM89 161H90V160H89ZM109 161H110V160H109ZM132 161H133V162H136L135 159L132 160ZM168 161H169V160H168ZM172 161H175V160H172ZM262 161H263V160H262ZM262 161L260 162V164L257 162V164L261 166ZM40 162H42V161H40ZM52 162H53V161H52ZM71 162H72V161L70 160L69 164H70ZM83 162H84V161H83ZM85 162H86V161H85ZM157 162H158V160H157ZM229 162H231V161H229ZM8 163H9V162H8ZM67 163H68V162H67ZM91 163H92V162L90 161V164H91ZM93 163L95 164L96 162H93ZM93 163H92V164H93ZM126 163H127V162H126ZM161 163H162V161H161L159 164H161ZM163 163H164V165H165V162H163ZM250 163H251V162H250ZM252 163H253V162H252ZM34 164H35V163H34ZM40 164H41V163H39V165H40ZM55 164H56V163H55ZM133 164H134V163H133ZM167 164H170V165H171L170 161H169L168 163H166V166L169 167ZM210 164H211V163H210ZM2 165H3V164H2ZM10 165H11V164H10ZM15 165H16V164H15ZM78 165H79V164H78ZM80 165H85V164H84V163L82 164V162H81ZM127 165H128V163H127ZM134 165H136V164H134ZM229 165H230V164H229ZM251 165H252V164H251ZM251 165H250V166H251ZM3 166H4V165H3ZM49 166H50V165H49ZM65 166H67V164H66ZM85 166H89V167H90L89 164H88V165H85ZM129 166L132 167V165H129ZM161 166H163V165L161 164ZM166 166H165V167H162L161 171H162L164 168H166ZM211 166H212V165H211ZM255 166H256V165H255ZM263 166H264V165H263ZM69 167H70V165H69ZM77 167H78V166H77ZM89 167H87L86 169H88ZM121 167H122V166H121ZM156 167H157V166H156ZM159 167H160V165H159ZM258 167H259V166H258ZM44 168H45V170H46L47 167H44ZM53 168H54V167H53ZM59 168H60V167H59ZM72 168H73V167H72ZM80 168L82 169L83 166L80 167ZM84 168H85V167H84ZM91 168H92V166H91ZM124 168H126V167H124ZM245 168H246V167H245ZM254 168H255V167H254ZM38 169H39V168H38ZM38 169H37V170H38ZM47 169H48V168H47ZM54 169H55V168H54ZM54 169H53V170H54ZM61 169H62V168H61ZM76 169H77V168H76ZM76 169H74V171H76V172L79 171V173H81L80 170H76ZM86 169H85L84 172H86ZM117 169H118V170L115 169L116 174H117V171L121 170L122 168H121V169L117 168ZM127 169H129V168H127ZM127 169H126V170L124 169L125 172L127 171ZM35 170H36V169H35ZM35 170H34V171H35ZM37 170H36V173H37L38 171H40V170H38V171H37ZM41 170L44 171L43 169H41ZM56 170H58V169H56ZM88 170H90V168H89ZM124 170H123V171H124ZM129 170H131V169H129ZM147 170H149V169H147ZM209 170H210V167H209ZM255 170H256V168H255ZM255 170H254V171H255ZM263 170H264V169H263ZM49 171H50V170H49ZM63 171H66V169L63 170ZM74 171L72 170L73 173H74ZM81 171H82V170H81ZM115 171H114V172H115ZM211 171H212V169H211ZM258 171H260V170H258ZM51 172H52V173H55L54 171H51ZM57 172H58V171H57ZM147 172H148V171H147ZM147 172H146V173H147ZM248 172H249V173H247V170H246V172H244V173H246V174L248 175V177H250L249 174H251V172H250V171H248ZM260 172L262 173V171H260ZM260 172H259V173H260ZM29 173H30V172H29ZM39 173H41V172H39ZM58 173H59V174H57V175H60V174L62 175V174H63L62 171H59ZM66 173H68V172L66 171L64 175H66ZM77 173H78V172H77ZM144 173H145V172H144ZM144 173H143V174H144ZM211 173H212V172H211ZM30 174H32L31 176H35V174H33V173H30ZM68 174H70V173H68ZM68 174H67V175H68ZM114 174H115V173H114ZM119 174H120V173L118 172L117 175H119ZM143 174H142V176H144ZM255 174H256L255 176H257V178H258V179H257V183H259L258 181H260V180L262 179V178H261V179L259 180V177H262L263 175L260 176V174H258V175H259V176H258L257 173H255ZM21 175H22V174H21ZM26 175H27V174H26ZM37 175H38V174H37ZM64 175H62V176H64ZM117 175H115V176H117ZM147 175H148V173H147ZM147 175L145 174V176H147ZM204 175H205V172H204ZM11 176H12V175H11ZM23 176H24V174H23ZM68 176H72V175H68ZM142 176H141V178H142ZM152 176H153V175H152ZM16 177H17V176H16ZM16 177H15V178H16ZM25 177H26V176H25ZM25 177H24V178H25ZM28 177H29V175H28ZM35 177H36V176H35ZM35 177H32V179L35 178ZM38 177H40V176L38 175ZM38 177H36V178H38ZM52 177H53V175H52ZM57 177H58V176H56V178H57ZM66 177H67V176H66ZM66 177H64V179H65ZM108 177H109V176H108ZM119 177H120V176H119ZM123 177H124V176H123ZM123 177H121V178H123ZM148 177L150 178L149 175H148ZM164 177H165V176H164ZM199 177H200V179H201V175H200ZM19 178H20V176H19ZM19 178H18V179H19ZM24 178H22V179H24ZM113 178H114V177H113ZM126 178H127V177H126ZM137 178H138V176H137ZM137 178H136V179H137ZM187 178L189 179L190 176L187 177ZM192 178H194V180H192L193 182H194V181H197V179H198L197 177H196V178H197L196 180H195V177H192ZM237 178H239V177H237ZM241 178L244 179L245 177L241 176ZM241 178H240V179H241ZM28 179H29V178H28ZM39 179H40V178H39ZM60 179H61V177H60ZM138 179H139V178H138ZM143 179H145V178H143ZM235 179H236V177H235ZM245 179H246V178H245ZM250 179H251V178H250ZM254 179H256V178L254 177ZM263 179H264V178H263ZM11 180H12V178H11ZM30 180H31V179H30ZM30 180H29V182H31ZM33 180H35V179H33ZM36 180H37V179H36ZM57 180L59 181V177H58ZM67 180H68V179H67ZM101 180H102V179H101ZM101 180H99V181H101ZM106 180H107V179H106ZM110 180H111V179H108V181H110ZM118 180H119V179H118ZM145 180H146V179H145ZM246 180H247V179H246ZM14 181H15V180H14ZM46 181H47V180H46ZM97 181H98V180H97ZM114 181L117 182V181L115 180V178H114V180H112L111 182L114 183ZM135 181H137V180H135ZM143 181H144V180H143ZM171 181H172V180H171ZM171 181H170V182H171ZM176 181H177V180H176ZM176 181L174 180L175 183H176ZM192 181H191V182H192ZM232 181H233V180H232ZM242 181H244V180H242ZM249 181L252 182V180H248V181H247L248 184H251ZM23 182H24V181H23ZM23 182H22V183H23ZM32 182H33V181H32ZM34 182H35V181H34ZM39 182H40V181H39ZM102 182H104V181L102 180ZM127 182H128V181H127ZM131 182H134V181H131ZM131 182H130V183H131ZM164 182H165V181H164ZM181 182H182V180H181ZM240 182H241V181H240ZM244 182H245V181H244ZM244 182H243V183H244ZM3 183H4V182H3ZM3 183H2V184H3ZM14 183H15V182H14ZM35 183H36V182H35ZM57 183H58V182H57ZM59 183H60V182H59ZM59 183H58V184H59ZM96 183H97V182H96ZM107 183H108V182H107ZM128 183H129V182H128ZM128 183H127V184H128ZM137 183H139V182H137ZM142 183H144V182H142ZM156 183H157V182H156ZM175 183H172V184L175 185ZM177 183H178V181H177ZM177 183H176V184H177ZM185 183H186V182H185ZM229 183L231 184L232 182L230 181ZM235 183H236V182H235ZM237 183H238V182H237ZM254 183H256V182H254ZM254 183L251 184L252 187H254ZM23 184H24V183H23ZM23 184H22V185H23ZM27 184H29V186H30V183H27ZM60 184H61V183H60ZM69 184H70V183H69ZM109 184L111 185V183H109ZM139 184H140V183H139ZM178 184H179V183H178ZM13 185H14V184H12V187L14 188V189L12 190V191H13V194H15L16 197L18 198V196H19V195L17 196V193H18V192H17V193H14V192H15L14 190H16V188H15ZM50 185H53V184H50ZM61 185H62V184H61ZM93 185H94V184H93ZM101 185H102V183H101ZM110 185H109V186H110ZM181 185H182V184H181ZM181 185H179V186H181ZM183 185H184V186H183ZM183 185H182V187H185V184H183ZM186 185H187V184H186ZM190 185H191V184H190ZM226 185H227V184H226ZM1 186H2V185H1ZM7 186H8V184H7ZM7 186H6V187H7ZM15 186H17L16 183H15ZM29 186H28V187H29ZM32 186H33V185H32ZM32 186H31V187H32ZM55 186H56V185H55ZM55 186H54V187H55ZM95 186H96V185H95ZM95 186H93V187H95ZM102 186H103V185H102ZM111 186H112V185H111ZM171 186L173 187V185H171ZM171 186H170V187H171ZM227 186H228V185H227ZM255 186H257V185H255ZM2 187H3V186H2ZM6 187H5V188H6ZM8 187H9V186H8ZM23 187H25V186H23ZM26 187H27V185H26ZM26 187H25V188H26ZM28 187H27V189H28ZM50 187H51V186H50ZM97 187H98V185H97ZM107 187H108V186H107ZM107 187H106V188H107ZM126 187H128V185H127ZM138 187H139V185H138ZM172 187H171V189H172ZM5 188L3 187V190H4ZM20 188H21V187H20ZM32 188H33V187H32ZM32 188H31V191H32ZM47 188H48V186H47ZM90 188H91V187H90ZM108 188H109V187H108ZM135 188H136V187H135ZM135 188H134L133 190H135ZM168 188H169V186L167 187V189H168ZM223 188H224V187H223ZM230 188H231V187H230ZM6 189H7V188H6ZM6 189H5V190H6ZM10 189H12V188L9 187L8 190H10ZM18 189H19V188H18ZM53 189H54V188H53ZM65 189H66V188H65ZM87 189H89V188H87ZM95 189H96V188H95ZM101 189H103V188H101ZM126 189L128 190V188H126ZM126 189H125V190H126ZM174 189H175V188L173 187V190H172V191H174ZM0 190H1V188H0ZM28 190H29V189H28ZM82 190H84V189H82ZM82 190H81V191H82ZM105 190H106V189H105ZM111 190H112V189H111ZM127 190H126V192H127ZM163 190H164V189H163ZM163 190H162V191H163ZM165 190H166V189H165ZM175 190H176V189H175ZM177 190H178V189H177ZM179 190H180V189H179ZM207 190H208V189H207ZM213 190H215V189H213ZM231 190H232V189H231ZM12 191H4V192H6V193L9 195V192L12 193ZM19 191H20V189H19ZM33 191H34V189H33ZM106 191H107V190H106ZM129 191H130V190H128V192H127L128 194H129ZM209 191L212 192V190H209ZM0 192H1V191H0ZM21 192H22V191H21ZM29 192H30V190H29ZM29 192H28V193H29ZM85 192H86V191H85ZM85 192H83V193L85 194ZM87 192H88V191H87ZM87 192H86V193H87ZM124 192H125V191H124ZM124 192H123V193H124ZM170 192H171V191H170ZM170 192H169V193H170ZM177 192H179V191H177ZM28 193H27V194H28ZM88 193H90V192H88ZM99 193H100V192H99ZM237 193H238V192H237ZM19 194H20V193H19ZM25 194H26V193H25ZM94 194L96 195L97 192H94ZM94 194H93V195H94ZM108 194H109V193H108ZM48 195H49V194H48ZM81 195H82V193H81ZM81 195H80V196H81ZM88 195H89V194H88ZM109 195H110V194H109ZM111 195H112V194H111ZM111 195H110V196H111ZM159 195H160V194H159ZM197 195H199V194H197ZM201 195H202V194H201ZM201 195H199V196H201ZM10 196H11V195H10ZM10 196H9V197H10ZM71 196H72V195H71ZM74 196H75V193H74ZM80 196H79L77 199H75V198H73V197H70V196H69V197H70V198H73V199H75V200H78V199L80 198ZM84 196H85V195H84ZM91 196H92V195H91ZM112 196H113V195H112ZM161 196H163V195H161ZM194 196H196V195H194ZM199 196H197L196 198L199 199ZM229 196H230V195H229ZM0 197H1V196H0ZM4 197H6V195H4ZM53 197H54V196H53ZM76 197H77V196H76ZM108 197H109V196H108ZM153 197H154V196H153ZM1 198H2V197H1ZM6 198H7V197H6ZM70 198H69V199H70ZM81 198H82V197H81ZM81 198H80V199H81ZM151 198H152V197H151ZM155 198H156V196H155ZM155 198H153V199H155ZM158 198H159V196H158ZM158 198H156V199L158 200ZM165 198H166V197H165ZM194 198H195V197H194ZM201 198H202V197H201ZM201 198H200V199H201ZM9 199H10V198H9ZM12 199H14V198H12ZM15 199H16V198H15ZM64 199H65V198H64ZM64 199H62L61 204H63V205L66 204V205L68 206V204H67L68 202H66ZM87 199L89 200V197H87ZM95 199H96V198H95ZM148 199H149V198H148ZM156 199L153 200V202H155ZM200 199H199V200H200ZM3 200H4V199H3ZM67 200H68V199H67ZM163 200H164V199H163ZM189 200H190V198H189ZM191 200H192V199H191ZM193 200H194V199H193ZM57 201H58V200H57ZM68 201H69V200H68ZM84 201H85V198H84ZM150 201H151V200H150ZM187 201H188V199H187ZM9 202H10V201H9ZM48 202H49V201H48ZM62 202H66V203H62ZM78 202H79V201H78ZM78 202H77V204H76L77 208H79V207H78V204H79ZM81 202H83V201H81ZM86 202H87V201H86ZM88 202H89V201H88ZM159 202H160V200H158V203H159ZM163 202H164V201H163ZM192 202L194 203L195 200L192 201ZM52 203H53V202H50V206H51ZM54 203H55V202H54ZM69 203H71V201H69ZM92 203H94V202H92ZM97 203H99V202L97 201ZM101 203H102V202H101ZM106 203H107V202H106ZM151 203H152V201H151ZM158 203H157V204H158ZM193 203H191V204H193ZM0 204H1V200H0ZM7 204H8V203H7ZM22 204H23V203H22ZM57 204H60V203H57ZM71 204H72V203H71ZM87 204H89V203H87ZM102 204H103V203H102ZM146 204H147V203H146ZM153 204H155V203H153ZM153 204H152V205H153ZM225 204H226V203H225ZM66 205H64V207H65ZM73 205H74V203H73ZM80 205H81V204H79V206H80ZM89 205L91 206V204H89ZM89 205H88V209H89ZM100 205H101V204H100ZM103 205H104V204H103ZM103 205H102V206H103ZM162 205H163V204H162ZM184 205H186V206L189 207V205H187V204H184ZM193 205H194V204H193ZM263 205H264V204H263ZM23 206H24V205H23ZM53 206H56V203H55V205H53ZM58 206H59V205H58ZM61 206H62V205H61ZM76 206L74 205V207H76ZM82 206H84V205H82ZM85 206H87V205H85ZM96 206H97V205H96ZM104 206H105V205H104ZM104 206H103V207H104ZM133 206H134V205H133ZM135 206H136V205H135ZM135 206H134V207H135ZM149 206H150V205H149ZM178 206H179V205H178ZM181 206H182V205H181ZM186 206H184V207H186ZM226 206H227V205H225V207H226ZM8 207H9V206H8ZM8 207H7V208H8ZM47 207H48V206H47ZM106 207H107V206H106ZM146 207H147V206H146ZM146 207H145V208H146ZM150 207H151V206H150ZM160 207H162V206H160ZM175 207H176V206H175ZM4 208H5V207H4ZM31 208H32V207H31ZM55 208H57V207H55ZM55 208H54V209H55ZM61 208H62V207H61ZM61 208H60V209H61ZM67 208H71V207L68 206ZM72 208H73V207H72ZM72 208H71L70 210H72ZM91 208H92V206H91ZM97 208H98V206H97ZM104 208H105V207H104ZM110 208H111V207H110ZM151 208H152V207H151ZM154 208H155V207H154ZM2 209H3V208H1L0 211H2ZM36 209H37V208H36ZM41 209H43V211H44V210H45V207H44V208H41ZM58 209H59V207H58ZM60 209H59V210H60ZM85 209H86V208H85ZM88 209H87V210H88ZM158 209H159V208H158ZM172 209H173V207H172ZM29 210H30V209H29ZM37 210H38V209H37ZM46 210H48L49 213H50V212H52V213L56 212L55 210H54V211H50V208H49V209H46ZM51 210H52V209H51ZM56 210H57V209H56ZM65 210H66V209H65ZM65 210H63V211H65ZM83 210H84V208H83ZM106 210H107V209H106ZM110 210H111V209H110ZM131 210H133V209L131 208ZM146 210H147V209H146ZM176 210L178 211V209H176ZM180 210H184V211H185V208H184V209L182 208V209H180ZM180 210H179V211H180ZM7 211H8V210H7ZM38 211H40V210H38ZM38 211H37V212H38ZM66 211H67V210H66ZM88 211H89V210H88ZM94 211H95V210H94ZM100 211H101V210H100ZM155 211H156V210H155ZM155 211H154V213H155ZM170 211H171V210H170ZM5 212H6V211H5ZM8 212H9V211H8ZM46 212H47V211H46ZM46 212H43L45 215H41V216H44V218L47 217V215H48L49 213L46 215ZM83 212H84V211H83ZM167 212H169V211H167ZM185 212H186V211H185ZM30 213H31V212H30ZM30 213H29V214H30ZM38 213H39V212H38ZM38 213H35V214H38ZM43 213H42V214H43ZM85 213H86V212H85ZM93 213H95V212H93ZM154 213H153V214H154ZM156 213H157V211H156ZM156 213H155V214H156ZM180 213H184V212H180ZM224 213H225V212H224ZM249 213H250V212H249ZM4 214H5V213H4ZM23 214H24V213H23ZM27 214H28V213H27ZM35 214H34V215H35ZM77 214H78V213H77ZM77 214H76V215H77ZM95 214H96V213H95ZM117 214H118V213H117ZM157 214H158V213H157ZM173 214H174V213H173ZM177 214H179V213H177ZM177 214H176V215H177ZM81 215H82V214H81ZM84 215H85V214H84ZM106 215H107V214H106ZM151 215H152V214H151ZM151 215H150V216H151ZM163 215H164V214H163ZM163 215H162V216H163ZM165 215H166V213H165ZM165 215H164V216H165ZM170 215H171V214H170ZM26 216H27V217H26ZM26 216L24 215V217H23L24 220H25V218H26V219L29 218L28 215H26ZM30 216H31V215H30ZM35 216H36V215H35ZM41 216L39 215V217H41ZM51 216H52V215H51ZM86 216H87V214H86ZM90 216H92L91 213H90ZM177 216H178V215H177ZM241 216H242V214H240V217H241ZM20 217L22 218V216H20ZM31 217L33 218V215H32ZM31 217H30V220H31ZM48 217L50 218L49 215H48ZM79 217H80V216H79ZM84 217H85V216H84ZM101 217H105V214H104V216H101ZM111 217H112V216H111ZM118 217H120L119 219H121V216L118 215ZM174 217H175V219H176V216H175V215H174ZM237 217H239V215H238ZM237 217H236V219H237ZM245 217H247V216H245ZM77 218H78V216H77ZM116 218H117V217H116ZM219 218H220V217H219ZM41 219H43V218H40V220H41ZM80 219H81V218H80ZM80 219H79V220H80ZM164 219H165V218H164ZM175 219H173V220H175ZM225 219H226V218H225ZM225 219H224V220H225ZM24 220H22V221H24ZM40 220H39V221H40ZM116 220H117V219H116ZM116 220H115V221H116ZM134 220H135V219H134ZM153 220H154V219H153ZM153 220H151V221H153ZM17 221H18V220H17ZM22 221H20V223H21ZM39 221H37V224H36V225H38V223H41V222H39ZM41 221H43V220H41ZM102 221H104V220H102ZM111 221H112V220H111ZM121 221H122V220H121ZM138 221H139V220H138ZM227 221H228V220H227ZM104 222H105V221H104ZM104 222H103V223H104ZM156 222H157V221H156ZM163 222H164V221H163ZM7 223H8V222H7ZM14 223H17V222L15 221ZM18 223H19V222H18ZM79 223H80V222L78 221V224H79ZM119 223H120V222H119ZM119 223H117V224H119ZM143 223H144V222H143ZM152 223H154V222H152ZM158 223H159V222H158ZM113 224H115V222H114ZM135 224H136V222H135ZM140 224H141V223H140ZM145 224H146V223H145ZM227 224H228V223H227ZM227 224H226V225H227ZM12 225H15L16 227H18V226L21 227L20 224H17L18 226H17L16 224H12ZM57 225H58V224H57ZM142 225H143V224H141L140 226H142ZM159 225H160V224H159ZM159 225H158V226H159ZM232 225H233V224H232ZM32 226H33V224H32ZM32 226H31V229H32ZM105 226H106V225H105ZM154 226L156 227L155 224H154V225L152 224V226H150V228H151V227L153 228ZM235 226H236V225H235ZM16 227H15V229H16ZM51 227H52V226H51ZM82 227H83V226H82ZM86 227H87V226H86ZM106 227H107V226H106ZM129 227H130V226H129ZM133 227H134V226H133ZM155 227H154V228H155ZM46 228H47V227H46ZM109 228L111 229L110 226H109ZM217 228H218V227H217ZM223 228H224V227H223ZM223 228H222V229H223ZM260 228H261V227H260ZM22 229H24V227H23ZM25 229H28V230H29L30 228L25 227ZM31 229H30V230H31ZM84 229H85V228H84ZM101 229H102V228H101ZM104 229H105V228H104ZM110 229H108V231H109ZM129 229L132 230L133 228H129ZM16 230H17V229H16ZM16 230H15V231H16ZM86 230H87V228H86ZM86 230H85V232H86ZM105 230H106V229H105ZM141 230H142V229H141ZM151 230H152V229H151ZM4 231H5V230H4ZM12 231H13V230H12ZM22 231H23V230H22ZM82 231H83V230H82ZM88 231H89V230H88ZM88 231H87V232H88ZM106 231H107V230H106ZM106 231H104V232H106ZM118 231H119V230H118ZM133 231H135V230L133 229L132 232H133ZM139 231H140V229H139ZM224 231H225V230H224ZM224 231H223V232H224ZM8 232H10V231H8ZM38 232H39V231H38ZM83 232H84V231H83ZM95 232H96V231H95ZM100 232H101V231H100ZM113 232H114V231H113ZM125 232H128V230H126ZM172 232H173V230H172ZM4 233H5V232H4ZM12 233H15V234L17 233L16 235L20 234V237H21V233L19 232V230H18V232H12ZM12 233H11V234H12ZM23 233H24V232H23ZM25 233H27V232L25 231ZM81 233H82V232H81ZM98 233H99V232H98ZM123 233H124V232H123ZM136 233H137V231H136ZM8 234H10V233H8ZM79 234H80V233H79ZM96 234H97V233H96ZM101 234H102V233H101ZM132 234L134 235V232L131 233V236H132ZM176 234H177V233H176ZM120 235H121V234H120ZM122 235H123V234H122ZM1 236H2V235H1ZM7 236H11V237H9L8 239H9L10 242H12V241H11V238H12V239L14 238V237H13V234H12V235H7ZM7 236L5 237V239L7 238ZM80 236H82V234H81ZM96 236H97V235H96ZM98 236H99V234H98ZM123 236H124V235H123ZM123 236H122V238H123ZM126 236H127V235H126ZM129 236H130V233H129V235H128V238H130ZM224 236H225V235H224ZM236 236H237V235H236ZM253 236H254V235H253ZM3 237H4V235H3ZM20 237H19V238H20ZM84 237H85V236H84ZM19 238H18V239H19ZM87 238H88V237H87ZM114 238H116V237H114ZM259 238H260V237H259ZM14 239H15V238H14ZM14 239H13V240H14ZM67 239H68V238H67ZM77 239H78V236H77ZM80 239H81V237H80ZM119 239H120V241L122 242L123 239H121V238H119ZM126 239H127V238H126ZM260 239H261V238H260ZM16 240H17V239H16ZM124 240H125V239H124ZM196 240H198V239H196ZM2 241H3V240H2ZM7 241H8V240H7ZM9 241H8V242H9ZM62 241H64V240H62ZM78 241H79V240H78ZM126 241H127V240H126ZM141 241H142V240H141ZM215 241H216V240H215ZM215 241H214V242H215ZM73 242H74V241H73ZM112 242H113V241H112ZM142 242H143V241H142ZM1 243H2V242H1ZM62 243H63V242H62ZM62 243H61V241H60V244H62ZM113 243H114V242H113ZM212 243H213V242H212ZM4 244H5V246H7L6 243H4ZM119 244H120V243H119ZM193 244H194V243H193ZM28 245H29V244H28ZM65 245H67V244H65ZM115 245H116V244H115ZM121 245H122V244H121ZM196 245H197V244H196ZM196 245L193 246L192 243H191V245H188V246H192L193 248H195V247L198 246V245H197V246H196ZM2 246H4L3 243H2ZM110 246H111V245H110ZM112 246H113V245H112ZM200 246H202V245H200ZM209 246H210V245H209ZM0 247H1V244H0ZM56 247H58V246H56ZM59 247H60V246H59ZM115 247H116V246H115ZM115 247H110V248H113V250H114ZM122 247H123V245H122ZM214 247H216V246H214ZM1 248H2V247H1ZM3 248H4V247H3ZM3 248H2V249H3ZM27 248H28V247H27ZM31 248H32V246H31ZM117 248H118V246H117ZM119 248H120V246H119ZM139 248H140V247H139ZM189 248L191 249V247H189ZM189 248H188V249H189ZM6 249H8V248H6ZM55 249H56V248H55ZM106 249H107V247H105V248L102 249V250L105 251ZM160 249H161V248H160ZM195 249H197V248H195ZM202 249H203V247H202ZM214 249H215V248H214ZM16 250H17V249H16ZM22 250H24V249H22ZM22 250L20 249V252H21ZM26 250H27V249H26ZM56 250H57V249H56ZM56 250H54V252H55ZM102 250H101V252H104V251H102ZM141 250H142V248H141ZM192 250H193V249H192ZM192 250H191V251H192ZM197 250H199V249H197ZM197 250H195V251H197ZM263 250H264V249H263ZM6 251H7V250H6ZM17 251H18V250H17ZM50 251H52V250L50 249ZM110 251H112V249H111ZM114 251H115V250H114ZM114 251H112L111 253H113ZM148 251H149V250H148ZM181 251H182V250H181ZM203 251H205V250H203ZM239 251H240V250H239ZM242 251H243V250H242ZM4 252H5V251H3V253H4ZM26 252H27V251H26ZM52 252H53V251H52ZM101 252H100V253H101ZM108 252H109V250H108ZM115 252H116V251H115ZM199 252H201V251L199 250ZM240 252H241V251H240ZM10 253H11V252H10ZM27 253H28V252H27ZM190 253H191V252H190ZM245 253H246V252H245ZM247 253H248V252H247ZM98 254H99V253H98ZM98 254H97V255H98ZM102 254H103V253H101V259H102ZM196 254H197L198 258L200 259L201 256L199 257V255H203V254H205V253H202V254H201V253H200V254L196 253ZM0 255H1V254H0ZM21 255L23 256V254H21ZM31 255H32V254H31ZM74 255H75V254H74ZM76 255H77V254H76ZM210 255H211V254H210ZM1 256H2V255H1ZM15 256H16V255H15ZM79 256H80V255H79ZM166 256H167V255H166ZM195 256H196V255H195ZM233 256H234V255H233ZM241 256H242V255H240V257H241ZM18 257H19V256H18ZM75 257H76V256H75ZM94 257L96 258V255H94ZM94 257H92V258H94ZM104 257H106V256H104ZM109 257H111V255H110ZM109 257H108V259H109ZM237 257H238V256H237ZM76 258H78V256H77ZM79 258H80V257H79ZM227 258H228V257H227ZM227 258H226V259H227ZM231 258L233 259V257H231ZM234 258H236V257L234 256ZM22 259H23V258H22ZM137 259L139 260V257L136 258V260H137ZM140 259H141V258H140ZM229 259H230V258H229ZM229 259H228V260H229ZM232 259H230V260H232ZM237 259H238V258H237ZM237 259H236V260H237ZM102 260H103V259H102ZM102 260H101V261H102ZM109 260H110V259H109ZM194 260H195V259H194ZM230 260H229V262H230ZM233 260H234V259H233ZM236 260H235V261H236ZM240 260H241V259H240ZM240 260H239V261H240ZM139 261H140V260H139ZM184 261H185V260H184ZM191 261H193V259H192ZM191 261H189L188 263H190ZM225 261H226V260H225ZM29 262H31V261L29 260ZM74 262H75V261H74ZM89 262H91V259H90ZM89 262H88V263H89ZM134 262H135V261H134ZM209 262H212V260L209 261ZM214 262H216V261H214ZM214 262H213V263H214ZM219 262H221V261H219ZM229 262H228V263H229ZM231 262H232V261H231ZM231 262H230V264H231ZM18 263H19V262H18ZM106 263H107V262H106ZM155 263H156V262H155ZM19 264H20V263H19ZM86 264H87V263H86ZM94 264H95V263H94ZM124 264H125V263H124ZM136 264H137V261H136ZM157 264H158V263H157ZM180 264H181V263H180ZM190 264H192V262H191ZM207 264H208V263H207ZM210 264H212V263H210Z\"/></svg>",
	"mask_w": 264,
	"mask_h": 264
},
{
	"label": "snow or ice",
	"instance_id": "snow-or-ice-1",
	"mask_svg": "<svg viewBox=\"0 0 264 264\" xmlns=\"http://www.w3.org/2000/svg\"><path fill=\"white\" fill-rule=\"evenodd\" d=\"M9 9H26L33 7L32 4L27 3L26 0H18L16 4L4 6Z\"/></svg>",
	"mask_w": 264,
	"mask_h": 264
}]
</instances>
